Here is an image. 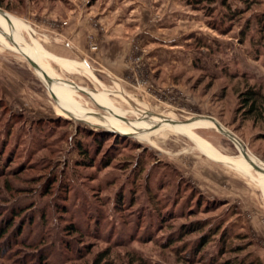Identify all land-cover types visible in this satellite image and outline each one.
<instances>
[{
	"label": "rangeland",
	"instance_id": "obj_1",
	"mask_svg": "<svg viewBox=\"0 0 264 264\" xmlns=\"http://www.w3.org/2000/svg\"><path fill=\"white\" fill-rule=\"evenodd\" d=\"M123 1L0 0V264H264V176L208 119L264 170V122L237 110L247 87L264 94V0H227L242 11L233 21L220 0L197 9L190 0ZM70 6L91 16V54L112 27L130 29L124 78L34 56L58 89L8 40L15 32L46 49ZM144 113L240 163L214 159Z\"/></svg>",
	"mask_w": 264,
	"mask_h": 264
},
{
	"label": "crops",
	"instance_id": "obj_2",
	"mask_svg": "<svg viewBox=\"0 0 264 264\" xmlns=\"http://www.w3.org/2000/svg\"><path fill=\"white\" fill-rule=\"evenodd\" d=\"M124 3L125 0L121 3L125 8ZM116 8L117 10H120V6L117 5ZM66 10L67 12H64L62 16L59 15L58 18L59 20H64L63 17L67 18L68 25L66 27H59L54 33H51V42L45 47L46 49H43L34 39H32L31 43H27L23 36V40L19 39L18 34L15 32H13V36L9 34L8 40L10 39V43L15 48L17 47L19 51L27 54L33 62H35L34 56H40L43 57L45 61L49 60L60 67L62 65H68L71 69H75V71L78 69L84 70L91 76L92 73L90 69L86 67L87 65L91 67L102 66L115 77L124 78L128 69L127 59L131 49L128 39L129 37L127 36L130 29H127L128 27H125L124 25L122 27L121 25L112 27L111 30H109V35L105 36V40L102 43L103 45H101L99 53L91 54L87 43V37L93 31L90 26L92 22L91 16L87 14L81 16V13L78 15V7L73 8L70 6L69 9L65 8V11ZM27 28L28 27L26 26L25 30H27ZM94 33L97 35L96 31H94ZM125 33L126 35H124ZM40 68L47 74V71H45L44 68ZM38 74L40 76L42 75L41 73ZM69 82L75 84L73 81ZM195 137H197L204 146L209 144V142L202 137H199L198 135H195ZM210 150L226 160L233 162H236L237 160V158L223 156L212 149Z\"/></svg>",
	"mask_w": 264,
	"mask_h": 264
},
{
	"label": "trees",
	"instance_id": "obj_3",
	"mask_svg": "<svg viewBox=\"0 0 264 264\" xmlns=\"http://www.w3.org/2000/svg\"><path fill=\"white\" fill-rule=\"evenodd\" d=\"M213 3H215V0H190L189 2V4L194 9H197L201 7L202 5H211ZM243 3L246 5H249L250 0H243ZM219 4L221 7L226 8V18L229 21H233L235 18L241 16L242 14L241 10H238V9L231 10L229 5L227 4V0H220ZM257 26H258V32L264 33V14L257 18ZM213 29L216 30L215 27H213ZM224 32L225 30L221 31V33H224ZM245 33L246 31L241 32L242 37L245 35ZM240 41H243L242 38ZM238 100H239V108L237 110L239 113L241 112L242 116L245 119L252 120L253 122H258V121L264 122V94L262 92V89L259 86L247 87L242 93H240ZM94 138H95V135H94ZM99 143H100L99 141L96 142V147H98L97 144ZM77 151L79 155L82 157L81 158L82 163L89 164L91 158H88V153L86 152V150L83 147L79 146V148H77ZM15 217L17 216L15 215ZM11 225L12 223L7 225L9 226L8 229H10ZM69 230H72L74 232V227H69L67 231ZM196 230H197L196 227H191V229L186 228L184 231H182V233H188V231L193 232ZM6 232L7 230H4V232L0 235V239L6 234ZM210 236L211 235L209 234V235H204L201 237L199 243L197 244L193 252L195 256L201 252L199 250L200 247H203L207 243L210 242V239H211ZM95 264H101V262L97 261ZM103 264H109V263L105 262ZM236 264H262V262L259 261L258 259H249L247 261H241Z\"/></svg>",
	"mask_w": 264,
	"mask_h": 264
},
{
	"label": "bare ground",
	"instance_id": "obj_4",
	"mask_svg": "<svg viewBox=\"0 0 264 264\" xmlns=\"http://www.w3.org/2000/svg\"><path fill=\"white\" fill-rule=\"evenodd\" d=\"M2 15H5V13L3 14V13H1ZM10 40V39H9ZM37 72V71H36ZM37 73H39V72H37ZM42 76V75H41ZM43 77V76H42ZM44 78V77H43ZM52 83H55L54 85L58 88V89H61L62 87H60L59 85H57V84H59V83H57V82H52ZM70 85V84H69ZM66 88H68V87H70V86H65ZM73 87V86H72ZM75 88H77V87H75ZM75 90H77V89H75ZM62 91V90H61ZM78 91V90H77ZM83 93V92H82ZM144 118L145 119H147V120H151V121H154V119L155 120H157L158 122H159V124H161V127L162 128H167V130L168 131H170V132H172V133H175V134H180V135H184V136H186V137H189L190 138V140H192L193 142H195L196 144H198L199 146H202L207 152H208V154L210 155V156H212L213 158H216L217 160H219V161H221V162H229V163H240V161H236V162H233V161H229V160H226V159H224V158H222V157H220V156H218V155H216L215 153H213V152H211L210 150H208L203 144H202V142L197 138V137H193V136H191V135H189V134H187L186 132H185V130H186V127L185 126H181V127H179V128H173L172 127V125L169 123V122H167V121H164V119L161 117V116H159V115H151V114H148V113H144ZM170 121V120H169ZM211 121V120H210ZM163 124H164V126H163ZM233 144H238V146L240 145L238 142H232ZM240 147V146H239ZM249 159H250V157H249ZM251 160V159H250ZM254 164H256L257 166H259L260 168H261V166L253 159V160H251ZM242 162H247L244 158L242 159ZM261 170L262 171H257V173L259 172V174H261V175H263L264 176V170L261 168Z\"/></svg>",
	"mask_w": 264,
	"mask_h": 264
},
{
	"label": "water",
	"instance_id": "obj_5",
	"mask_svg": "<svg viewBox=\"0 0 264 264\" xmlns=\"http://www.w3.org/2000/svg\"><path fill=\"white\" fill-rule=\"evenodd\" d=\"M0 13L4 12L2 10H0ZM24 59L27 61V63L31 66V68H33V70H35V72H39L42 74V76L44 77L45 81L47 82V84H51L53 82V79L50 78L40 67L39 65H37L35 62H33L28 56H23ZM67 84H70L73 87H76L75 84L70 83L68 81H64ZM78 90V88H76ZM79 91V90H78ZM51 97L54 99V97L51 95ZM209 120H211L214 124L215 127L217 129V131L222 134L223 136H225L226 138H228L231 142H238L240 145L238 152L240 153V155L252 166V168L256 171H262L261 168L259 166H257L256 164H254L253 162L250 161L248 154L246 153L244 147L242 146V144L235 138V136L233 134H231L230 132H227L225 130L222 129V127L213 119V118H208ZM167 122L169 123H176L173 120H170ZM112 132V131H111ZM119 134V133H118Z\"/></svg>",
	"mask_w": 264,
	"mask_h": 264
}]
</instances>
